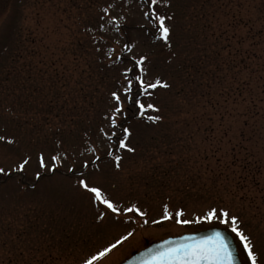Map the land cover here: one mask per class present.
I'll return each instance as SVG.
<instances>
[{"label": "rangeland", "instance_id": "obj_1", "mask_svg": "<svg viewBox=\"0 0 264 264\" xmlns=\"http://www.w3.org/2000/svg\"><path fill=\"white\" fill-rule=\"evenodd\" d=\"M145 11L166 18L170 47ZM141 57L145 80L168 87L125 99L122 73ZM135 100L159 112L141 116ZM123 128L133 152L119 148ZM0 137V264H85L112 244L96 264H118L169 236L229 231L152 223L165 205L182 219L229 211L264 264V0H0ZM81 173L147 215L94 204Z\"/></svg>", "mask_w": 264, "mask_h": 264}, {"label": "snow or ice", "instance_id": "obj_2", "mask_svg": "<svg viewBox=\"0 0 264 264\" xmlns=\"http://www.w3.org/2000/svg\"><path fill=\"white\" fill-rule=\"evenodd\" d=\"M158 2H160V0H150V7L156 6ZM144 16L147 17L149 22L153 23L156 27V31L159 33L156 38L170 47V28L166 25V18L157 15L154 11L152 13L145 11ZM167 19H170V17ZM113 23H115V21H113ZM117 27L119 26L117 25ZM125 48L127 51H131V48H128L127 45H125ZM146 60L147 57H141L140 59L135 60L133 62V66L131 68H127L122 73L123 77L127 81L123 88V96L125 99L132 98L134 88L136 89V95L150 97L156 89L168 87L167 84L161 83L159 80H156L154 83L145 80L147 75L144 68ZM136 72L139 74L135 75L134 79H129V75ZM111 100L114 102L113 113L110 117H106V119L109 120L110 127L112 129H116L120 127L117 124V117L124 112V108L122 107L123 101L118 91L112 92ZM134 106L139 110L141 116H144L145 111L154 113L159 112V109L151 102H148L147 105H145V103L140 100H135ZM147 119L151 123H156L159 117L150 115ZM101 131H103V129ZM115 136L116 132L112 131L111 135H108L106 138L111 140ZM130 136L131 132L129 129L123 128L122 136L119 138V148L121 150L127 152L134 151V149L128 147L126 143ZM3 139V137H0V140ZM6 143L12 144L14 141L9 139ZM109 155H112V153H109ZM99 159L100 157L96 156V160ZM58 160V156L51 157V162L54 165ZM96 160L92 161V163L95 164ZM120 160V156L115 157L117 169H119ZM28 163L29 160L25 159L18 166L16 171H24L25 166ZM39 166L42 169L48 168L43 154L39 156ZM88 167V163L83 165L85 170H87ZM48 170L55 171V168H50ZM0 172H3V169H0ZM81 175L83 178L78 180V187L84 192L91 194L90 199L94 204L103 205L105 209L116 216L126 213H135L143 219L147 215L146 212L141 211L135 206L122 210L117 203L113 202L105 195L100 187L90 186L87 176L84 173H81ZM184 216L185 213L182 210L173 214L169 211L168 206L165 205L162 219L153 220L152 223L163 224L169 220L175 219V223L183 228L192 224H213L215 222H219L220 224L226 225L230 232L234 234V237L238 239L239 246H242V251L246 254L247 264H259L258 256L255 252V245L251 237L246 235L245 232L241 230L238 217L232 215L229 211L217 207H210L201 216L194 217L193 219H182ZM99 218L103 219L104 217L101 215ZM144 223L147 224L148 221L144 220ZM131 235L132 233H128V235L123 237V240L129 239ZM123 240L118 241V243H122ZM116 247L117 244H112L110 247L99 251L96 255L88 259L85 264H96L97 261L103 259L112 251V249ZM238 254L237 247L234 246L230 238L227 235H222L217 232L207 238L184 237L180 242H166L165 244L160 245L155 252L149 253L146 264H237Z\"/></svg>", "mask_w": 264, "mask_h": 264}, {"label": "water", "instance_id": "obj_3", "mask_svg": "<svg viewBox=\"0 0 264 264\" xmlns=\"http://www.w3.org/2000/svg\"><path fill=\"white\" fill-rule=\"evenodd\" d=\"M217 232L221 233L222 235H227L230 238V240L233 242L232 237L228 233H226L223 229L209 228V229H206L203 231L190 233V234H184V235H181L178 237H171V238H167V239H164V240L156 242V243H152L147 248H145L144 250H141L139 252L134 253L130 258H128L122 264H146V261L149 257V253L155 252L159 248L160 245H163L166 242H169V241L180 242V241H182V239L184 237L207 238V237H209V236H211ZM233 244H234V242H233ZM234 246H235V244H234ZM237 264H240L238 257H237Z\"/></svg>", "mask_w": 264, "mask_h": 264}, {"label": "bare ground", "instance_id": "obj_4", "mask_svg": "<svg viewBox=\"0 0 264 264\" xmlns=\"http://www.w3.org/2000/svg\"><path fill=\"white\" fill-rule=\"evenodd\" d=\"M128 254H129V252H128ZM109 261H110V260H109ZM114 263H116V262H113L112 264H114ZM100 264H105V262L102 261V262H100Z\"/></svg>", "mask_w": 264, "mask_h": 264}]
</instances>
